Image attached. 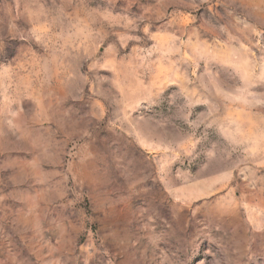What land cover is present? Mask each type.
Listing matches in <instances>:
<instances>
[{
	"label": "rangeland",
	"instance_id": "rangeland-1",
	"mask_svg": "<svg viewBox=\"0 0 264 264\" xmlns=\"http://www.w3.org/2000/svg\"><path fill=\"white\" fill-rule=\"evenodd\" d=\"M0 264H264V0H0Z\"/></svg>",
	"mask_w": 264,
	"mask_h": 264
}]
</instances>
